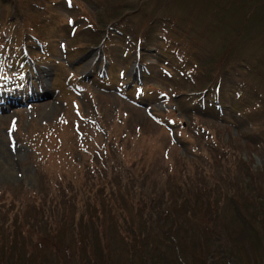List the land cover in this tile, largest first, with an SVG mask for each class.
Wrapping results in <instances>:
<instances>
[{"label": "rangeland", "instance_id": "374dc122", "mask_svg": "<svg viewBox=\"0 0 264 264\" xmlns=\"http://www.w3.org/2000/svg\"><path fill=\"white\" fill-rule=\"evenodd\" d=\"M263 2L0 0V82L25 89L29 53L50 91L0 114V264H264L263 63L237 47ZM136 32L155 47L140 62ZM214 46L230 50L207 81Z\"/></svg>", "mask_w": 264, "mask_h": 264}, {"label": "trees", "instance_id": "16d2710c", "mask_svg": "<svg viewBox=\"0 0 264 264\" xmlns=\"http://www.w3.org/2000/svg\"><path fill=\"white\" fill-rule=\"evenodd\" d=\"M257 7L259 10H262V12H264V2L259 4ZM201 12L204 13L203 10H201ZM222 12L228 13L229 11L223 10ZM257 16L258 15L253 16V18H251L249 21H246V22L242 20L243 30L242 29L240 30V33L242 35V41H241V43L237 44V47L243 48L244 43L250 42V45L248 47L250 49L247 48L246 50L252 49L253 51H257V52L261 53V56L259 59L262 61L263 67L261 70L259 69L260 66L255 65V67L257 70L258 77H259V79H261L263 86H264V40L262 39V34L264 33V23L261 22V21H264V14L260 15V18ZM228 17H230V14H228ZM219 19L221 21H223V18L220 17ZM116 20H117V17H114V18L108 19L107 22L113 23V22H116ZM221 24H222V22L220 24H218L221 29H224V27H228V25H226V24H224V25H221ZM202 29H203V27H201L199 30L202 31ZM229 50L230 49L228 48L225 51V53L223 54L224 49L218 50L214 46L213 49L211 50V52L207 51V53L205 55V60L199 61L198 65L199 66L203 65V67L207 68V70H208V75H206L207 81H209L211 79L212 73L216 70L215 67L218 66L220 63H222L223 59L225 58V54ZM239 62H237V64ZM221 75L224 76L223 73ZM263 114L264 113H262V116H263ZM123 221H125V220L123 219ZM5 263L9 264V262H5Z\"/></svg>", "mask_w": 264, "mask_h": 264}]
</instances>
